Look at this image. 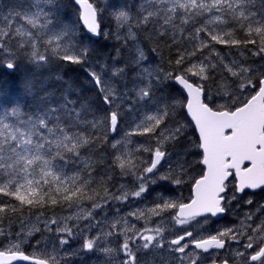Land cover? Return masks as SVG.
<instances>
[{
	"label": "snow or ice",
	"instance_id": "obj_1",
	"mask_svg": "<svg viewBox=\"0 0 264 264\" xmlns=\"http://www.w3.org/2000/svg\"><path fill=\"white\" fill-rule=\"evenodd\" d=\"M71 4L76 21L63 18V0L0 5L8 69L91 65L81 26L118 45L110 62L87 69L103 109L34 74L19 81L18 97L0 89V264H68L96 252L107 264H264V203L244 200L249 210L237 223L206 229L239 194L264 192V0ZM169 82L182 86L180 96L165 93ZM189 127L196 141L187 140ZM185 140L173 161L169 147ZM160 181L188 183L191 195L161 192L122 211Z\"/></svg>",
	"mask_w": 264,
	"mask_h": 264
},
{
	"label": "trees",
	"instance_id": "obj_2",
	"mask_svg": "<svg viewBox=\"0 0 264 264\" xmlns=\"http://www.w3.org/2000/svg\"><path fill=\"white\" fill-rule=\"evenodd\" d=\"M6 2L9 1V5L13 4L12 0H0ZM110 1V0H108ZM113 4H123L125 0H111ZM66 7H64L61 12L62 16L65 19H70L72 21L77 20V11L76 7L71 4V0H63ZM3 10V9H0ZM104 25L107 27L109 32V27L113 28L112 20L105 16ZM111 31V32H112ZM109 32V33H111ZM83 40V43L87 45L89 48L93 49V54L89 57L91 61V65L85 64L81 65H74V64H61L52 66L49 69H32L29 70L25 66H21L17 70L8 69L3 63H0V89H3L5 93L10 97H18L22 95V93L18 92V85L19 81L24 78L25 75L34 74L36 77L45 78L47 82L59 93L60 91L64 90L65 88H71V98L75 99L80 102L90 103L95 108L103 109L105 106L101 102L100 93L97 91L96 85L92 83L91 78L88 74L87 69L91 67H96L97 70V62L104 63L110 62L111 57L115 55V48L118 46L116 41L111 38V36H102L99 40H92L90 39L82 30L78 33ZM165 42H160V49L165 57L168 56V50L165 48ZM154 43L149 42V47H155ZM95 51V53H94ZM152 58V57H150ZM154 62L161 63L159 57L156 56ZM84 75V76H83ZM61 77L60 80H56L55 77ZM77 83V84H76ZM170 86L165 89L166 94H171L174 96H180L182 94L181 90L173 83L169 82ZM172 91V92H171ZM85 93V94H84ZM176 94V95H175ZM183 123H189L186 116L182 115L180 117ZM111 139V137H110ZM197 136L193 128L189 127L187 131V140L196 141ZM187 140L182 141L180 145H177L175 149L169 147V151L173 152L172 160H176L175 152L183 151V145H187ZM144 159H149L148 155H144ZM188 160H199V156H188L186 157ZM192 167L195 169L191 175L196 176L200 172V166L193 164ZM164 168H167V164L164 165ZM187 179V178H186ZM130 182V181H129ZM162 188V189H161ZM160 193H164L167 196H181L183 198H187L190 192V185L185 183L183 186L177 188L174 184H169L167 182H161L156 187ZM254 203H260L259 200L254 201ZM248 211V210H247ZM63 214V213H57ZM19 230V225H14L12 231L16 232ZM3 248V245H0V249ZM26 252H29V248H25Z\"/></svg>",
	"mask_w": 264,
	"mask_h": 264
},
{
	"label": "rangeland",
	"instance_id": "obj_3",
	"mask_svg": "<svg viewBox=\"0 0 264 264\" xmlns=\"http://www.w3.org/2000/svg\"><path fill=\"white\" fill-rule=\"evenodd\" d=\"M12 1L14 3L16 2V0H12ZM105 2L112 3L111 0L110 1L105 0ZM1 4L4 5L5 7L9 6V1H6V2H4V1L2 2L1 1ZM106 32H107V30H106ZM162 171H167V168H163ZM157 193H160V191L157 190V189H154V191L152 192V196H150V195H149V197L147 196L148 198L146 197V199L143 201V203H141L140 201H136L133 204H131L130 206H125V208L122 209V211L130 210V208H132V207H143L144 204H149V202L151 203ZM211 222L212 221H210V219H209V223L206 226L207 233H213L217 229H220V228L224 227L223 225H220V223L213 224V227H211L212 226ZM142 224H143V222L141 221L137 225V227H142ZM50 238L53 239V240L55 239V237H50ZM74 242H75L76 246H72L71 249H69V252H71L74 249H78L80 247V241L79 240L74 241ZM99 255H100V257H99ZM86 257L88 258V261H86ZM68 264H107V258L102 253H99V252H96V253H82V254H80L78 256H71L69 258V260H68Z\"/></svg>",
	"mask_w": 264,
	"mask_h": 264
},
{
	"label": "flooded vegetation",
	"instance_id": "obj_4",
	"mask_svg": "<svg viewBox=\"0 0 264 264\" xmlns=\"http://www.w3.org/2000/svg\"><path fill=\"white\" fill-rule=\"evenodd\" d=\"M260 193H264V192H258L257 195H259ZM243 208H244V203L242 201H240L239 204H236V202H233L232 206L229 207V210L227 211L228 212V218H230L231 220H234V221L238 220L236 218V216L237 215H240L241 216L242 211H243ZM235 247H237V246L236 245H233V248H235ZM219 255L220 256H224L225 253L223 251H220L219 252ZM206 262H209L210 263V260L209 259H206ZM230 263H231V261H230Z\"/></svg>",
	"mask_w": 264,
	"mask_h": 264
},
{
	"label": "water",
	"instance_id": "obj_5",
	"mask_svg": "<svg viewBox=\"0 0 264 264\" xmlns=\"http://www.w3.org/2000/svg\"><path fill=\"white\" fill-rule=\"evenodd\" d=\"M84 29V28H83ZM85 30V32L91 37V38H94V39H96V38H99L100 36H95V35H92V34H90V33H88L87 31H86V29H84ZM175 83V82H174ZM179 88H181L182 89V86H180L179 84H177V83H175ZM183 90V89H182ZM257 190H259V189H257ZM252 191H255V190H252ZM223 214H219L218 216H215V218H219V217H221ZM11 264H27V262H24V261H12L11 262Z\"/></svg>",
	"mask_w": 264,
	"mask_h": 264
},
{
	"label": "bare ground",
	"instance_id": "obj_6",
	"mask_svg": "<svg viewBox=\"0 0 264 264\" xmlns=\"http://www.w3.org/2000/svg\"><path fill=\"white\" fill-rule=\"evenodd\" d=\"M96 40H99V39H96ZM94 53H95V51H94ZM84 76V75H83ZM77 84V83H76ZM172 92V91H171ZM85 94V93H84ZM176 95V94H175ZM162 189V188H161ZM156 192V191H155Z\"/></svg>",
	"mask_w": 264,
	"mask_h": 264
}]
</instances>
